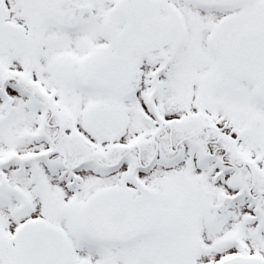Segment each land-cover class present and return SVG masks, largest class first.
Returning <instances> with one entry per match:
<instances>
[{
    "label": "snow or ice",
    "instance_id": "6c2138e0",
    "mask_svg": "<svg viewBox=\"0 0 264 264\" xmlns=\"http://www.w3.org/2000/svg\"><path fill=\"white\" fill-rule=\"evenodd\" d=\"M0 264H264V0H0Z\"/></svg>",
    "mask_w": 264,
    "mask_h": 264
}]
</instances>
